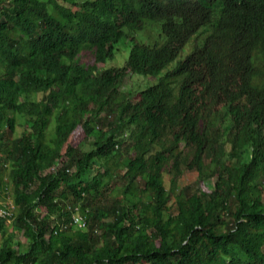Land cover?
Segmentation results:
<instances>
[{
	"label": "trees",
	"instance_id": "1",
	"mask_svg": "<svg viewBox=\"0 0 264 264\" xmlns=\"http://www.w3.org/2000/svg\"><path fill=\"white\" fill-rule=\"evenodd\" d=\"M8 201L0 264H264V0H0Z\"/></svg>",
	"mask_w": 264,
	"mask_h": 264
},
{
	"label": "built area",
	"instance_id": "2",
	"mask_svg": "<svg viewBox=\"0 0 264 264\" xmlns=\"http://www.w3.org/2000/svg\"><path fill=\"white\" fill-rule=\"evenodd\" d=\"M13 206L10 201L0 204V218L10 217ZM72 221L80 228L86 226L85 217L80 213L78 207L73 208Z\"/></svg>",
	"mask_w": 264,
	"mask_h": 264
},
{
	"label": "rangeland",
	"instance_id": "3",
	"mask_svg": "<svg viewBox=\"0 0 264 264\" xmlns=\"http://www.w3.org/2000/svg\"><path fill=\"white\" fill-rule=\"evenodd\" d=\"M186 50L187 51H185V52H188L190 50V46L188 48H186ZM131 81L132 80L129 79L128 77L124 80L123 85L121 86L122 91H127L130 89ZM195 180H196V174L195 173H192V172L191 173H185L183 179L181 180V182H179V186L181 187L184 185H192V188H196ZM22 241H23V239H22Z\"/></svg>",
	"mask_w": 264,
	"mask_h": 264
}]
</instances>
